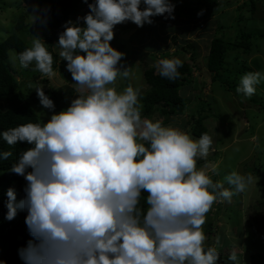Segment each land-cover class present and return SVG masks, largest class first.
Returning a JSON list of instances; mask_svg holds the SVG:
<instances>
[{
	"label": "clouds",
	"instance_id": "obj_1",
	"mask_svg": "<svg viewBox=\"0 0 264 264\" xmlns=\"http://www.w3.org/2000/svg\"><path fill=\"white\" fill-rule=\"evenodd\" d=\"M88 7L78 18L83 25L66 22L56 44L80 86L76 97L55 112L43 86L35 87L42 107L53 110L50 119L0 133L9 146L31 145L9 169L27 181L25 195L18 200L16 189L9 187L5 201L6 220L18 211L27 213L32 239L18 249L20 259L24 264H218L217 247L205 246L206 214L214 203L245 191L252 176L231 172L224 179L232 188L214 181L209 173H217L222 156L213 154L208 126L197 136L186 123L199 137L193 138L160 120L144 119L140 88L129 83L118 92L113 86L118 76L130 77L128 66L120 63L125 53L110 43L114 27L126 21L143 27L156 16L174 19L175 5L170 0H94ZM18 8L12 9L17 11L14 30L23 12ZM23 13L27 19L28 12ZM45 44L37 37L32 47L9 57H17L23 68L35 64L41 79L51 81L56 73ZM182 64L178 57L162 58L156 68L160 76L175 80ZM262 81L264 72H247L236 91L251 97ZM6 104L2 110L10 108ZM254 108L257 115L263 111ZM255 128L250 127L249 135L260 144ZM210 152L213 166L198 168L197 160ZM12 155L11 150L0 151V160ZM228 259L238 264L237 252Z\"/></svg>",
	"mask_w": 264,
	"mask_h": 264
},
{
	"label": "rangeland",
	"instance_id": "obj_2",
	"mask_svg": "<svg viewBox=\"0 0 264 264\" xmlns=\"http://www.w3.org/2000/svg\"><path fill=\"white\" fill-rule=\"evenodd\" d=\"M54 1L0 0V42L4 41L13 32L17 11L12 9L19 5V11L28 12L26 27L20 32L22 38L29 44H33L37 37L42 39L46 43L47 49L51 52L53 60L55 55L58 58L56 61L57 67H53L56 75L51 81L41 79V74L35 70V64L28 67L33 70L29 73L31 75L39 74L37 79L39 86H50L62 91L68 100L67 104L69 106L72 99L80 91V86L75 84L71 73L67 71L66 67H63V65L59 67L61 61L59 57L60 49L56 45L58 34L55 30L49 28L46 19L47 13H45V9L49 7L47 5ZM247 1L249 0H170L175 5L174 19L165 18V16L153 17V23H145L143 25V29H146V32L143 33L142 38L144 40L140 39L141 41L131 40L137 38V35H139L137 30L141 27L131 21H126L114 27V38L110 43L114 48L125 53L120 62L121 64L127 63V61L132 63V66L130 64L126 65L130 71V77L123 78L118 76L113 86L119 92L123 91L131 83L134 87L140 88L142 95L148 88L143 73L150 65L156 66L159 59L172 57L191 62V52L186 51L184 54H177L175 52L176 45L172 43L175 31L189 29L185 34L186 41L179 39V44L180 46H184V44L187 46L188 42L196 44V48H198L197 62L201 65V72L195 71L194 75H200L199 78L206 84L195 81V83L191 84L192 86L184 87L182 92H185L190 99L200 98L208 100L217 115L208 118L205 126H208L209 132L207 134L212 137L213 144H215L213 154L215 157L221 155L222 160L216 165L217 173L209 174L212 175L214 181H223L226 188H232V186L224 178L233 171L243 175H251L253 178L252 183L247 186L245 191L235 193L230 200L213 204L210 211L206 214V222L211 220L212 217H216V228H214L212 236L209 234L206 236V242L212 241L210 245H215L218 251L221 248L223 253L227 251L237 252V254L241 255V264H260L253 258L245 260L244 252L246 250L250 252V255L258 254L257 256L261 258V262L264 264V169L262 166L264 163V111H258L259 115H257L256 112L252 111L258 110L254 108L252 102L247 100L240 101L235 94L227 92L218 83H210V76L205 68V58L210 47L211 38L219 27L224 28L226 31L227 27L229 29L230 25L235 24V21L240 18V10L243 8L245 9L246 17L251 20L245 28V32L254 35L252 39L255 42V47L249 54L244 53L242 50L236 52L232 50L226 59V63L230 67L238 66L236 64L239 63L240 65L247 64L252 72H264V37L255 36L256 34H263L264 36V0L255 1L257 2V10L254 13L246 8L248 7ZM141 7H143V4ZM89 11L90 9L87 7L86 13ZM84 16L80 15L79 18ZM73 22L83 25L82 19ZM243 23L244 20L240 24ZM157 36L161 37L157 39ZM144 45L150 47L156 45L157 47L151 48L153 51L147 52L148 48H144ZM235 56L239 61L234 58ZM10 57L11 65L17 71L20 68L19 60L13 54ZM243 61L244 63H242ZM31 75H27L28 78L19 76V80L27 78L28 82H30ZM263 82L261 83L263 84ZM261 83L256 87L264 92V86H261ZM24 86L33 89L34 93L31 90L28 92L32 94V97H36V100L32 102L33 107L39 113V118H41L42 122L46 123L50 119L53 110L44 109L39 103L35 90V87L38 86L30 83H26ZM257 93H254L253 96L257 97ZM141 95L142 118L154 121L160 120L166 126L179 128L182 131H187L193 138H199L193 136L189 131L190 128L186 125L189 112L199 109L200 104L198 101L191 104V109L186 110L184 115L174 116L170 118L171 121H168V118L163 117L160 112L154 113L150 117H145ZM6 105V101L0 99V108L4 109ZM219 120L221 123H218ZM251 126L252 128L256 127L254 132L260 136L259 143L261 145L255 142L256 136L249 135ZM210 155L211 152L207 158L198 159L197 167L211 168L213 164H210L212 161L209 159ZM217 239H219V243H216ZM223 240L230 242L229 245H223ZM251 242H254L255 247L249 246Z\"/></svg>",
	"mask_w": 264,
	"mask_h": 264
},
{
	"label": "trees",
	"instance_id": "obj_3",
	"mask_svg": "<svg viewBox=\"0 0 264 264\" xmlns=\"http://www.w3.org/2000/svg\"><path fill=\"white\" fill-rule=\"evenodd\" d=\"M255 1L256 0L247 1L248 7L246 8L252 13L257 10V2ZM93 2L94 0H87V3L85 0H55L50 7L48 13L49 16H46L49 28L55 30L59 38L60 33L65 29L66 22L76 21L80 15H86L88 4ZM16 6L18 7V5ZM244 11L245 9L241 8L239 16L240 20L237 19L235 24L229 26V29L228 27L226 31L224 28L220 27L217 29L215 35H213L210 41L209 54L205 58V68L210 76V83H218L227 92L235 94L240 101H250L253 103L254 107H258L260 110L264 111L263 91L256 87V92H258L256 94L257 97L253 95L251 97H245L242 93L236 91L240 83V78L245 73L252 72L250 66L247 64L240 65L239 63L236 64L238 66L230 67L226 63V59L229 57L232 50L235 52L242 50L244 53L249 54L255 47V42L252 39L254 38V35L245 32V28L251 20L246 17V12ZM243 20L244 23L240 24ZM25 27L26 14L21 12L19 13L15 30L13 29V32L8 35L4 41L0 42V98L7 101L10 106L7 110L0 109V133L9 128L27 124L29 122L43 124L41 118H39V113L32 104V102L36 100V97H32V94L28 93L30 90L33 91V89L24 86L26 83L39 86L37 85L39 74L35 73L31 75L29 72H32V69L23 68L21 66L15 71L9 61V55L12 51L15 52V56L18 57L20 52L24 51L26 48L32 47V44L27 43L20 35V32H22ZM143 28L144 27H141L137 30L139 35H137V38L131 39L132 41L144 40L142 35L146 32V29L144 30ZM188 30L189 29H180L175 31L176 33H174V36L172 37V43L173 45H176L175 52L177 54H184V52L190 51L191 62L188 60H182L183 64L179 68L181 75L175 80H169L160 76L156 66L150 65L143 73L145 81L149 87L142 93L141 102L143 104L145 117H150L154 113L160 112L163 117L165 116L168 118V121H171L170 118L184 115L186 110L191 109L190 105L198 101L200 104L199 109L189 112L188 124L191 125L194 135L201 136L207 131V127L205 126L206 120L213 115H217L214 113L213 107L208 100L200 98L190 99L182 94L184 87L195 83V81L206 84L201 81L199 78L200 75H194L195 71L201 72V65L197 62L198 48H196V44L194 42H188V47L185 46L186 44H184V46H180L179 44V39L186 41L185 34ZM161 36H157V39ZM255 36L264 37L263 34H256ZM146 47L148 48L147 52H149L150 50L153 51L151 48H156L157 46L150 47L144 45V48ZM54 58L53 67H57L56 61L58 58H56V55ZM234 58L239 61L236 56ZM242 63H244V61ZM129 64L132 66V63L129 61L123 63L124 66ZM62 65L63 67H66V61L61 60L59 67H62ZM27 75H31L30 82L27 80ZM18 76L27 78L19 80ZM261 86H264V82L263 84L261 83ZM43 88L45 93L54 101L55 111H61L68 106V100L62 91L50 86ZM29 147H31V145H28L27 143H18L15 146H9L2 137H0V151L11 150L13 153L12 157L8 160H0V261H4L5 264H24L18 255V249L26 246L27 241L32 239L25 223L26 211H18L16 217L11 221L5 219V214L7 212L5 206L7 189L9 187H14L17 192V199L19 200L25 195L24 187L27 183L23 176L12 173L9 169L11 164L18 159L20 153ZM262 166L264 169V163ZM145 197L146 194H143L141 197V205L146 208ZM215 225L216 217H212L211 220L203 225V231L206 236L208 234L210 236L214 234V228H216ZM211 243L212 241L208 243L205 240V246H211ZM222 243L226 246L229 245L230 242L223 240ZM249 246L255 247L254 242H251ZM221 251L220 248L218 264H232V261L228 259L231 252L228 251L223 253ZM257 255L258 254L250 255V252L246 250V252H244V259L248 260L249 258H253L262 264L261 258ZM245 260L244 262H246ZM241 261V255L238 254V264H241Z\"/></svg>",
	"mask_w": 264,
	"mask_h": 264
}]
</instances>
